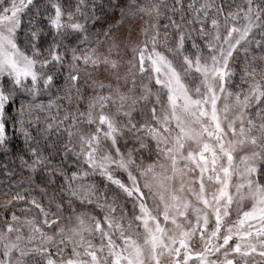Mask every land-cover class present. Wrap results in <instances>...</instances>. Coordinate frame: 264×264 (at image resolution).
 <instances>
[{
    "label": "snow or ice",
    "instance_id": "snow-or-ice-1",
    "mask_svg": "<svg viewBox=\"0 0 264 264\" xmlns=\"http://www.w3.org/2000/svg\"><path fill=\"white\" fill-rule=\"evenodd\" d=\"M0 264H264V0H0Z\"/></svg>",
    "mask_w": 264,
    "mask_h": 264
},
{
    "label": "rangeland",
    "instance_id": "rangeland-1",
    "mask_svg": "<svg viewBox=\"0 0 264 264\" xmlns=\"http://www.w3.org/2000/svg\"><path fill=\"white\" fill-rule=\"evenodd\" d=\"M185 119L188 120L190 122V126L193 129H196L198 126L192 122V119L190 116H185ZM175 123V121H173V124ZM169 133H167L166 131H161V136H166ZM146 143H150V142H146ZM196 147V142L193 140H186L184 143V148L186 150H193ZM148 156V152L145 153V157L147 158ZM152 159H156V156L153 155ZM160 163L165 164V166L167 167V162L164 161L163 159H161L159 161ZM179 163V167L181 169H183V175H178L175 177L174 180H170L169 182V187H176L178 188L180 186L181 183H184L185 185H192L194 187L199 188L198 184L195 183V179L198 178V171L195 170L193 163H187L185 164L184 162H178ZM206 187L207 190L209 191V193L212 191V187L211 185H208L206 183ZM188 199L191 200V207L189 208V215H188V219H192V208L196 207V201L193 197L189 196ZM156 207H158L161 210V213L163 211V204L160 201L156 202ZM171 211V210H170ZM161 224H164L163 218L161 216ZM167 229H168V235H173V234H178V229L176 227V225L172 224L171 221L168 222V224L166 225ZM133 231L135 233L134 238H136L138 240V242L140 244H143V231L142 229H138L135 227V225H133ZM145 251L147 252V249H145Z\"/></svg>",
    "mask_w": 264,
    "mask_h": 264
},
{
    "label": "trees",
    "instance_id": "trees-1",
    "mask_svg": "<svg viewBox=\"0 0 264 264\" xmlns=\"http://www.w3.org/2000/svg\"><path fill=\"white\" fill-rule=\"evenodd\" d=\"M140 38H142V37L139 35V27L137 26L136 30L132 34L131 40L134 42L135 40L140 39ZM131 57H132V53H131L130 47L129 48H123L122 47L121 48V57H120V59L123 61V63L121 64V66H120V68L118 70L119 71V75H120L119 83H120V87L121 88H124V86H125L124 77H125V74L129 70L128 61L131 60ZM100 78L101 79L112 80L113 77H112V75H109V76L105 77L104 76V70L102 68L101 69ZM137 79H139V77H137ZM139 107H143V106L140 105Z\"/></svg>",
    "mask_w": 264,
    "mask_h": 264
}]
</instances>
